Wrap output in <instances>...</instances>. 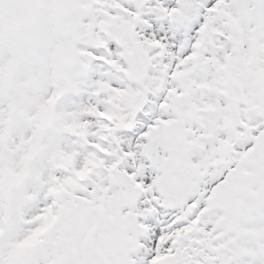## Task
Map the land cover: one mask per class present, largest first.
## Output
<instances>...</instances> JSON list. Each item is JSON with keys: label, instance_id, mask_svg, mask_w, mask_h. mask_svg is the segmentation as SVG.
<instances>
[{"label": "snow or ice", "instance_id": "obj_1", "mask_svg": "<svg viewBox=\"0 0 264 264\" xmlns=\"http://www.w3.org/2000/svg\"><path fill=\"white\" fill-rule=\"evenodd\" d=\"M0 264H264V0H0Z\"/></svg>", "mask_w": 264, "mask_h": 264}]
</instances>
